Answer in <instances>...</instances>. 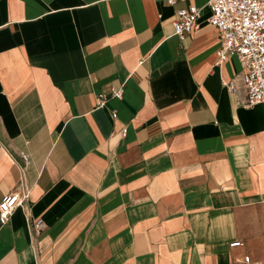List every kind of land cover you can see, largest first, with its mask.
I'll list each match as a JSON object with an SVG mask.
<instances>
[{"label": "crops", "instance_id": "1", "mask_svg": "<svg viewBox=\"0 0 264 264\" xmlns=\"http://www.w3.org/2000/svg\"><path fill=\"white\" fill-rule=\"evenodd\" d=\"M205 1L178 38L182 2L0 0V264H264V107Z\"/></svg>", "mask_w": 264, "mask_h": 264}, {"label": "built area", "instance_id": "2", "mask_svg": "<svg viewBox=\"0 0 264 264\" xmlns=\"http://www.w3.org/2000/svg\"><path fill=\"white\" fill-rule=\"evenodd\" d=\"M168 5L184 3L176 9L171 20L173 34L182 38L198 28L202 7H197L191 0H165ZM204 7L208 10L207 22L218 32V46L214 53L216 64L233 55L239 62V70L221 84L229 92L237 93L241 89L245 107L262 104L264 107V0H206ZM113 97L121 96L120 90H111ZM103 104L100 98L99 105ZM111 117L115 113L111 112ZM125 129H121V134ZM27 197L25 189L14 190L0 199V224L5 222L13 209L22 205ZM42 228L41 221L31 222L33 234ZM240 241L228 243L229 247L240 245ZM243 264H257L245 254L241 257Z\"/></svg>", "mask_w": 264, "mask_h": 264}]
</instances>
